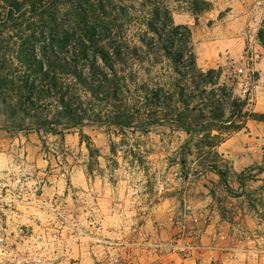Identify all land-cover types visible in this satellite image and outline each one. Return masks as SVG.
Here are the masks:
<instances>
[{
    "label": "rangeland",
    "instance_id": "obj_1",
    "mask_svg": "<svg viewBox=\"0 0 264 264\" xmlns=\"http://www.w3.org/2000/svg\"><path fill=\"white\" fill-rule=\"evenodd\" d=\"M90 1L111 12L126 91L110 103L81 93L68 110L54 94L33 98L26 115L0 109V264H264V0ZM156 13L155 24L183 34L173 41L183 61L191 52L210 74L205 93L181 81L151 40ZM159 87L176 89L188 116L217 101L227 114L233 101L244 105L220 130L193 123L189 145L181 129L105 123L121 113L145 120L144 98ZM34 117L58 131L9 128L34 126Z\"/></svg>",
    "mask_w": 264,
    "mask_h": 264
},
{
    "label": "trees",
    "instance_id": "obj_2",
    "mask_svg": "<svg viewBox=\"0 0 264 264\" xmlns=\"http://www.w3.org/2000/svg\"><path fill=\"white\" fill-rule=\"evenodd\" d=\"M104 3L109 1L104 0ZM98 5L100 8L97 7L99 11H96L90 0H0V109H10L11 115H26L25 107L37 108L33 98L52 94L59 107L65 110L80 101L81 93H91L108 103L121 101L119 95L127 88V78L123 75L127 62L123 58L122 46L112 39L111 22L106 21L111 12L106 10L102 1ZM156 21L162 23L157 13L148 23L153 36L151 40L160 45L181 81L188 80L195 91L205 93L202 84L211 78L210 74L199 70L191 52L183 61L185 47L174 46L175 41L183 43V34L178 36L179 28L169 27L166 22L158 26ZM257 40L264 49V17L257 31ZM133 54L137 55L136 50ZM96 58L102 61L108 72L96 66ZM86 65L89 75L81 69ZM149 93L152 98L150 95L144 98L143 105L151 113L145 120L135 121L128 114L121 113L105 123L122 126L136 123L144 129L158 125L181 129L188 135L189 145L197 131L193 123H207L206 132L220 130L218 127L231 123L244 105L233 101L227 114L225 104L217 101V104L207 106V114L195 117L184 112L188 111L189 105L183 100L180 104L173 100L176 89L171 92L159 87L153 92L150 89ZM185 93V89L179 88L177 95ZM181 104L187 107L183 111L179 108ZM33 119L36 121L34 126L12 121L9 128L23 130L33 127L46 133L58 131L51 121ZM209 166L226 182L225 171Z\"/></svg>",
    "mask_w": 264,
    "mask_h": 264
}]
</instances>
